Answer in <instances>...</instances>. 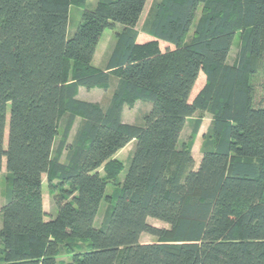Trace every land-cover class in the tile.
Here are the masks:
<instances>
[{
  "label": "trees",
  "instance_id": "16d2710c",
  "mask_svg": "<svg viewBox=\"0 0 264 264\" xmlns=\"http://www.w3.org/2000/svg\"><path fill=\"white\" fill-rule=\"evenodd\" d=\"M148 1L97 0L69 38L70 8L87 0H0V264H62V251L63 264H264V0H154L143 26L153 39L140 43ZM117 25L106 68L94 66ZM112 78L108 105L78 98ZM137 102L152 108L124 123ZM198 111L212 121L195 168L203 119L181 138ZM131 142L119 182L115 155ZM44 175L57 208L48 221Z\"/></svg>",
  "mask_w": 264,
  "mask_h": 264
},
{
  "label": "rangeland",
  "instance_id": "374dc122",
  "mask_svg": "<svg viewBox=\"0 0 264 264\" xmlns=\"http://www.w3.org/2000/svg\"><path fill=\"white\" fill-rule=\"evenodd\" d=\"M154 0H149L147 2L146 8L144 10V13L140 19L139 24L137 25V30L139 31L140 34V39L141 41L143 37H148V35L143 33V26L144 23L148 17L150 8L153 4ZM97 4V0H87L86 5L85 6H72L70 8V13H69V26H68V37H72L73 34L76 32L78 26L80 25L81 21H82V14L84 11L86 10H93L96 7ZM199 16V15H198ZM121 30V26L117 25L115 30H110L107 29L104 34L103 37L99 43V46L97 48L96 51V57L95 60L93 61L94 66L99 67L101 69H105L108 63V60L110 58L112 49L114 47L115 44V38L114 35L116 33V31H120ZM141 43V42H140ZM239 44H240V35L237 34L233 43V47L231 50V53L229 55L228 58V62L229 63H233L236 54L238 52V48H239ZM165 43H162L161 47L163 49V51H165L166 48ZM170 48V47H169ZM172 49V46H171ZM201 77L203 78L204 76L201 75ZM264 79V77H262V79H260L258 85H257V89H256V102L259 101V99H261L262 97L264 98V88L262 87V83L264 81H262ZM117 84V80L115 78H112L111 81V88L108 91H104L101 89H94L91 91L86 90L85 88H81V93L80 96L78 97L80 100L82 101H86V102H97L99 101L103 106L108 105L111 96H112V92L115 88ZM192 100V99H191ZM152 108V105L150 103L147 102H137L136 105L134 106V108H129V107H125L124 109V114H123V122L127 123V124H137L140 125L143 123V117L146 113H148V111H150V109ZM198 118H202L203 122H202V126L200 129V132L198 134V137L196 139V141L198 140V142H196V149L194 152V158L196 160V163L199 162L200 156H201V150H199V146L201 147L202 141H203V136L207 133L210 125H211V121L212 118L208 113H197L194 115L193 119H198ZM80 123V121L78 120L73 132L71 134V138L70 141H72L73 136L75 134L76 128L78 126V124ZM193 127H194V120H188L187 124L185 125V128L183 130L182 133V138H181V142H187L192 134L193 131ZM60 137L57 138L56 140V146L60 141ZM135 149V142H132L131 144H129L127 146V148L122 151L121 153H119L117 155L118 160H120L121 162L124 163L125 165V169L122 171V173H120L119 177H118V181L119 182H123L126 172L128 170V167L130 165V161H131V157L132 154L134 152ZM63 161H65V156H63ZM101 174L104 173L103 169H100L99 171ZM5 179H6V168L5 165L3 166L2 171L0 172V209L2 207V205L5 202V198H4V190H5ZM115 190V186L114 185H108L107 187V195H110L113 191ZM43 205H44V210L46 213L48 214H53V218L56 217L57 215V208L55 205V198L54 196H52L48 190L47 187V178L44 175L43 176ZM108 204L103 202L99 211V214L97 216L96 219V227H99L100 223L103 220L104 217V213L107 209ZM54 212V213H53ZM149 224L158 227V228H166L168 229L169 226L163 222L154 220V219H149L148 220ZM2 228V216L0 215V229ZM142 241L145 243H152L156 241V238L144 234ZM59 260L61 261V263H66L68 261H70V257L69 255H67L65 253V251H62L61 256L59 257Z\"/></svg>",
  "mask_w": 264,
  "mask_h": 264
},
{
  "label": "crops",
  "instance_id": "0c3cea01",
  "mask_svg": "<svg viewBox=\"0 0 264 264\" xmlns=\"http://www.w3.org/2000/svg\"><path fill=\"white\" fill-rule=\"evenodd\" d=\"M153 38L152 37H150V36H148V37H143L142 38V40L143 41H141V39H140V34H139V37H138V42H141V43H145V42H148V41H151ZM162 43L163 42H161L160 44L162 45ZM167 45V44H166ZM167 47H169V46H166V48ZM171 47V46H170ZM95 57H96V55H95ZM94 60H95V58H94ZM201 75H203V74H200L199 75V78H198V80H197V82H196V84H195V86H194V88H193V90H192V93H191V96H190V100L192 99H194V97L198 94V92L202 89V87L204 86V84H205V76L202 78L201 77ZM80 93H81V88H80V90H79V95H78V97L80 96ZM191 100V101H192ZM96 103H100L99 101H97ZM125 109V108H124ZM197 113H203V112H200V111H198ZM196 113V114H197ZM123 114H124V110H123ZM194 117V116H193ZM193 117L192 118H190V119H188V120H196V119H193ZM122 119H123V115H122ZM188 120H187V122H188ZM187 122H186V124H187ZM201 129V128H200ZM200 132V131H199ZM197 137H198V135H197ZM197 137H196V139H197ZM196 139H195V143H194V146H193V151H192V154H193V157H194V152H195V149H196V142H198V140L196 141ZM132 143V142H131ZM130 143V144H131ZM199 143V142H198ZM201 144V146H202V143H200ZM128 146V145H127ZM127 147H125L124 149H122L121 151H119L116 155H115V158H117V155L119 154V153H121L122 151H124L125 149H126ZM199 150H201V147L199 146ZM201 158H202V154H201V156H200V159H199V162L198 163H196V160H195V158H194V160H195V168H197L198 167V165H199V163H200V161H201ZM54 213V212H53ZM47 214V217L45 218V220H50L51 218H53L52 216H53V214H48V213H46ZM166 229V228H165ZM142 238H143V235L141 236V239H140V241L142 242V243H145V242H143L142 241Z\"/></svg>",
  "mask_w": 264,
  "mask_h": 264
}]
</instances>
